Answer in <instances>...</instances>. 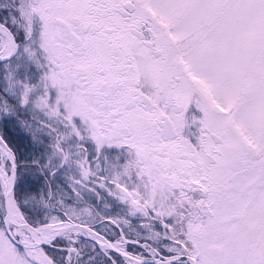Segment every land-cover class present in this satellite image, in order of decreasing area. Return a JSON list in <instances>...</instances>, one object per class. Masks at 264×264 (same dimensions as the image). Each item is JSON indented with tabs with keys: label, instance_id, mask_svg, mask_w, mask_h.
<instances>
[{
	"label": "snow or ice",
	"instance_id": "1",
	"mask_svg": "<svg viewBox=\"0 0 264 264\" xmlns=\"http://www.w3.org/2000/svg\"><path fill=\"white\" fill-rule=\"evenodd\" d=\"M0 264H264V0H0Z\"/></svg>",
	"mask_w": 264,
	"mask_h": 264
}]
</instances>
